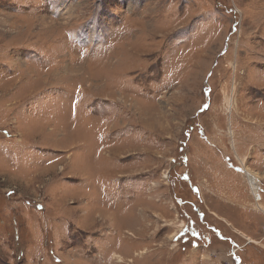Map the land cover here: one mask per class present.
I'll list each match as a JSON object with an SVG mask.
<instances>
[{
    "label": "rangeland",
    "instance_id": "obj_1",
    "mask_svg": "<svg viewBox=\"0 0 264 264\" xmlns=\"http://www.w3.org/2000/svg\"><path fill=\"white\" fill-rule=\"evenodd\" d=\"M261 133L264 0H0V264H264Z\"/></svg>",
    "mask_w": 264,
    "mask_h": 264
},
{
    "label": "bare ground",
    "instance_id": "obj_2",
    "mask_svg": "<svg viewBox=\"0 0 264 264\" xmlns=\"http://www.w3.org/2000/svg\"><path fill=\"white\" fill-rule=\"evenodd\" d=\"M231 107L232 106H230V108ZM231 132L233 133V130L230 131V133ZM241 166H242V171L244 172V174L247 177L251 192H252L254 199H255V203H253V204H255L256 207H259L260 200L263 198L262 193H260V191H259L261 188L260 176H258V174L256 172H254L243 160L241 162ZM260 208L263 209V207H260ZM116 258L119 259V262H122V256L121 255L116 254Z\"/></svg>",
    "mask_w": 264,
    "mask_h": 264
},
{
    "label": "crops",
    "instance_id": "obj_3",
    "mask_svg": "<svg viewBox=\"0 0 264 264\" xmlns=\"http://www.w3.org/2000/svg\"><path fill=\"white\" fill-rule=\"evenodd\" d=\"M262 134V136L264 135V133H261ZM224 166V164H223V162H221V163H219V167L220 166ZM226 165V164H225ZM227 169H228V167H227V165L225 166ZM253 169V168H252ZM228 170H230V171H233V170H231V169H228ZM254 170V169H253ZM255 171V170H254ZM259 176H260V180H261V175H260V173L258 172V171H255ZM247 178V177H246ZM225 180V179H224ZM226 181V180H225ZM221 185H223V184H221ZM240 189V190H239ZM239 189H238V187L236 186V188H235V190L237 191V192H241L243 189L239 186ZM225 193H227V192H225ZM219 217H221V216H219ZM222 219H224V220H226V221H228V223H230V224H233L232 223V221H230V220H228V219H226L225 217H222Z\"/></svg>",
    "mask_w": 264,
    "mask_h": 264
}]
</instances>
